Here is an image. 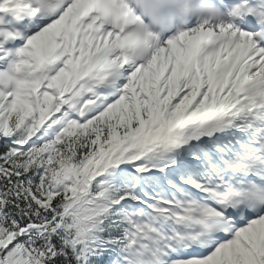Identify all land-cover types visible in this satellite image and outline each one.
Listing matches in <instances>:
<instances>
[{"label":"snow or ice","instance_id":"1","mask_svg":"<svg viewBox=\"0 0 264 264\" xmlns=\"http://www.w3.org/2000/svg\"><path fill=\"white\" fill-rule=\"evenodd\" d=\"M0 264H264V0H0Z\"/></svg>","mask_w":264,"mask_h":264}]
</instances>
